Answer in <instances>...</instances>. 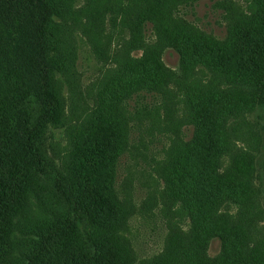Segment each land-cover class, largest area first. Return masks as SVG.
Returning <instances> with one entry per match:
<instances>
[{
    "label": "rangeland",
    "instance_id": "1",
    "mask_svg": "<svg viewBox=\"0 0 264 264\" xmlns=\"http://www.w3.org/2000/svg\"><path fill=\"white\" fill-rule=\"evenodd\" d=\"M215 1L50 0L56 12L48 30L47 50L56 111L40 140L48 162L46 174L34 176L31 192L23 199L17 218L14 259L17 256L22 259L29 250L34 238L30 232L39 222L71 216V206L56 188L54 179L60 176L67 185L71 184V174L74 175L80 161V148L87 147L93 132L105 126V108L114 106L108 96L110 86H117L115 82H120V76L147 55L161 60L163 71L169 73L168 82L161 85L165 94L133 95L127 101L128 120L112 112L119 122L123 143L115 174V188L121 201L118 245L125 264H174L169 254L175 253V247L178 251L185 245V234L191 224L186 213V196L177 190L174 192L171 184L179 154H184L185 144L194 132L193 125L188 123V86L225 85L214 80L206 68L192 67V63L181 65L178 51L171 46L172 42L189 36L209 40L226 37L235 21L241 20L249 10V0H221L222 8L214 7ZM145 14L154 16L156 24L148 19L143 21ZM13 25L16 28L12 24H0V103L3 106L10 103V80L15 87L26 79L30 82L32 77L25 71L29 69L27 57L32 42L27 34L29 29L24 18ZM13 31L20 37L9 36ZM141 105L148 108L159 105L160 112L151 118L137 111ZM230 125L229 152L223 156L221 172L234 173L237 157L243 154L251 157L253 154L258 169L254 164L250 169L249 204L237 207L225 201L217 212L230 214L235 219L247 216L254 226L252 239L264 243L261 190H264V119L257 122L253 114H246L231 120ZM95 176V183L105 184V166ZM81 229L86 239L89 229L84 226ZM221 249V238L211 237L207 253L216 257Z\"/></svg>",
    "mask_w": 264,
    "mask_h": 264
},
{
    "label": "trees",
    "instance_id": "2",
    "mask_svg": "<svg viewBox=\"0 0 264 264\" xmlns=\"http://www.w3.org/2000/svg\"><path fill=\"white\" fill-rule=\"evenodd\" d=\"M220 2L216 0L214 7L222 8ZM54 12L50 0H0V24L16 28L13 24L24 18L32 39L29 69L25 70L32 75L31 80L15 87L10 80V103H0V264H125L118 245L121 201L115 188L123 143L112 112L128 120L127 101L133 95L165 94L161 85L168 82L169 73L163 71L161 60L147 55L120 76L117 86H110L108 96L114 106L105 108V126L93 132L87 147L80 148L71 184L60 176L54 179L71 206V216L39 222L30 232L34 238L29 250L22 259H14L13 239L23 199L31 192L34 176H44L48 167L40 140L56 111L47 50ZM243 15L226 37L209 40L189 36L172 42L181 65L206 68L214 80L225 85L188 86V123L194 132L184 154H179L171 184L174 192L185 194L191 224L185 245L169 254L174 264H264V243L252 239L250 219L217 212L225 201L237 207L249 204L250 169L253 164L258 169L255 156L243 154L237 157L234 173L221 172L223 156L229 152L231 120L246 114H253L257 122L264 119V0H249V10ZM147 19L156 24L154 16L145 14L143 21ZM18 34L13 31L9 36L18 38ZM159 109V105L137 107L151 118ZM104 166L105 184L95 183V172ZM82 226L89 229L86 239L79 230ZM214 236L222 240L216 257L207 253L208 241Z\"/></svg>",
    "mask_w": 264,
    "mask_h": 264
}]
</instances>
